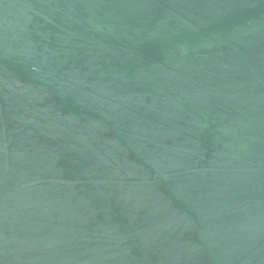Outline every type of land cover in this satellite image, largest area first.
<instances>
[{
  "label": "water",
  "instance_id": "95a60500",
  "mask_svg": "<svg viewBox=\"0 0 264 264\" xmlns=\"http://www.w3.org/2000/svg\"><path fill=\"white\" fill-rule=\"evenodd\" d=\"M0 264H264V0H0Z\"/></svg>",
  "mask_w": 264,
  "mask_h": 264
}]
</instances>
